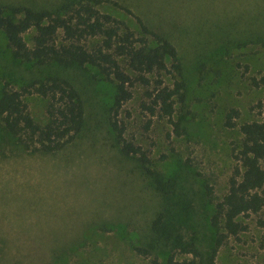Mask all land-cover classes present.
Wrapping results in <instances>:
<instances>
[{"label":"rangeland","instance_id":"obj_1","mask_svg":"<svg viewBox=\"0 0 264 264\" xmlns=\"http://www.w3.org/2000/svg\"><path fill=\"white\" fill-rule=\"evenodd\" d=\"M61 1L0 0V5L52 8ZM99 7L138 34L140 18L176 46L182 72L169 61L170 71L161 77L171 86L177 80L186 84L185 101L176 103L173 114L178 130L168 117L143 110L147 86L134 87L116 113V83L98 67L51 69L22 62L0 29V95L6 83L20 89L54 70L74 82L85 106L81 132L49 153L17 146L0 120V264H151L155 257L168 264L173 251L176 259L194 257L153 233V219L168 198L137 156L123 153L121 130L152 168L172 180V203L191 208L184 218L179 214L174 231L179 240L173 244L194 240L204 258L215 244L211 216L229 187L239 125L260 117L256 105L264 99V85L253 83L264 76V0H108ZM34 33L25 34L30 45ZM24 99L44 124L47 98L25 93ZM232 109L239 111L232 117L235 126L227 124ZM242 220L247 230L226 239L216 264H264V206Z\"/></svg>","mask_w":264,"mask_h":264},{"label":"trees","instance_id":"obj_2","mask_svg":"<svg viewBox=\"0 0 264 264\" xmlns=\"http://www.w3.org/2000/svg\"><path fill=\"white\" fill-rule=\"evenodd\" d=\"M108 0H62L52 8L14 4L0 5V29L4 32L14 57L40 68L82 67L93 65L116 83L114 104L118 109L133 97L138 84L147 86L142 108L150 115L160 114L175 125L176 103L185 101L186 84L182 80L173 86L161 77L171 66L180 73L182 61L174 43L162 33L154 31L140 18L142 34H138L123 19L101 10L99 5ZM117 2H115L116 4ZM34 30L32 45L25 34ZM62 37H61V36ZM89 40H93L90 44ZM264 45V42H263ZM157 74L155 84L151 77ZM256 86L264 85V76L253 78ZM25 93H37L47 98L48 120L41 124L35 120L24 99ZM259 118L239 125L241 138L234 158L236 164L229 180L227 192L214 203L211 225L216 228L215 244L207 257H203L193 241L174 245L179 214H190L187 204L172 203V180L166 179L149 165V158L140 146L122 136V151L135 155L142 162L146 174L157 190L167 195V203L152 222L153 233L171 243L180 253H193L192 259H176L173 251L168 264H216L220 247L230 236H238L248 225L244 216L258 213L264 206V99L260 100ZM239 111L232 109L227 124L235 126L232 117ZM0 120L7 136L22 148L32 152H54L71 142L83 129L85 106L82 94L66 75L53 72L36 77L20 89L8 83L0 95ZM113 126L118 128L115 122ZM177 212V214L175 213ZM182 237V236H181ZM144 254L152 253L147 247H137ZM151 264H161L157 257Z\"/></svg>","mask_w":264,"mask_h":264}]
</instances>
